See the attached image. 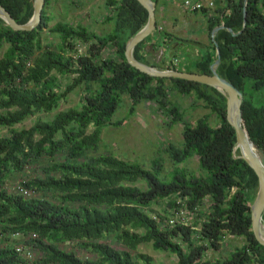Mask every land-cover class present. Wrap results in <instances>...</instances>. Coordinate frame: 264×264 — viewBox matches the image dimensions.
Instances as JSON below:
<instances>
[{
	"label": "trees",
	"instance_id": "trees-1",
	"mask_svg": "<svg viewBox=\"0 0 264 264\" xmlns=\"http://www.w3.org/2000/svg\"><path fill=\"white\" fill-rule=\"evenodd\" d=\"M154 1L157 11L162 0ZM49 3L45 0L41 21L32 30H14L0 18V49L6 44L0 56V131L6 129L0 133V264H158L139 251L143 243L175 254L177 264H264V245L253 235L250 219L258 180L244 159L234 157L239 152H233L235 132L226 120L225 96L212 86L151 76L128 63L126 42L148 18L137 0H105L107 30L101 33L82 23L50 25ZM0 4L21 24L33 14V0ZM198 12L205 18L206 40L199 39L204 46L194 59L184 60L186 52L178 56L177 35L159 28L158 20L133 56L146 62L161 48L178 62L163 66L166 57H161L162 66H153L211 74L215 41L217 72L242 92V126L264 149V0H225L214 10ZM220 24L225 28L212 40ZM46 31L58 36L56 48L43 45ZM78 87L81 103L58 109ZM173 93L203 101L218 124L211 125L206 115L188 122L173 103ZM124 95L129 115L138 104L154 102L171 122L183 124L180 145L166 148L171 170L163 171L160 156L153 159L152 171L111 152L93 153L102 128L119 123L111 118ZM54 110L50 119L37 117L29 127L16 126ZM191 157L199 173L178 165ZM29 165H37L40 174L20 181L18 190L30 194L9 191L10 174ZM158 202L165 205L163 213L151 208ZM179 210L184 214L171 223ZM17 234L23 240L15 244ZM227 235L242 237L244 243L226 256L207 257L208 250L223 247ZM68 242L73 249L62 246ZM18 244L31 247L32 257L17 251Z\"/></svg>",
	"mask_w": 264,
	"mask_h": 264
},
{
	"label": "rangeland",
	"instance_id": "rangeland-1",
	"mask_svg": "<svg viewBox=\"0 0 264 264\" xmlns=\"http://www.w3.org/2000/svg\"><path fill=\"white\" fill-rule=\"evenodd\" d=\"M165 3L166 4H160V7H158L156 11V13L160 12L158 13V17L159 14L163 15L162 18L158 19L159 28L163 30H172L177 37L179 35L183 37H192L194 40L204 44V42L199 40L204 37L203 22L205 18L200 15L201 12L194 13L192 11H184V9L180 7L179 0H167ZM168 3H172L176 9ZM46 10L52 16V20L49 23L50 25L56 21H66L73 25L82 23L88 27V29L98 33L107 30V25L102 22L103 16L107 12L105 0H50V3L46 5ZM171 12H173V14ZM173 16L175 17L174 19ZM42 37L43 45L47 44L53 48L57 47L59 38L56 34H50L46 31L43 33ZM183 37L180 38L186 39ZM204 38L206 40V36ZM174 44H176L175 41ZM178 44V56L182 58L184 52H186L189 56H184V60L186 61L194 59L195 56L198 55V51L203 48L187 43ZM5 47L6 44L0 49V56ZM162 50L163 49H158L156 52H153V65H161V57H166V64H163V66L170 64L173 60L170 51L165 50L163 53ZM173 61L178 62V58ZM177 65L179 64L177 63ZM65 81H67V78L62 79V82ZM82 91V87H78L71 91L67 99L60 103L58 109L79 105L81 103ZM171 99L188 122L194 124L198 118L206 115L211 125L218 124L216 115L213 114L209 108L204 106L203 101L196 100L193 95L182 96L173 93ZM129 104L130 101L128 97L124 95L122 97V102L111 118L112 122L119 123L117 125L111 123L102 128L99 146L93 153L100 154L111 152L120 158L136 161L152 171L154 170L152 166L153 159L160 156L163 162V171L167 172L171 170L174 164L166 152V148L170 144L176 146L180 145L182 141L183 124L181 122H171V116L165 115L161 109L157 108V104L154 102H142L138 104L134 112L130 115L128 114ZM56 111L57 110L49 113H37L16 126L29 127L37 117L41 119H50ZM91 129L92 127L88 128V131ZM5 132L6 129L0 131V133ZM178 165L185 166L199 173L198 161L195 157H191ZM35 174H40L37 165L25 166L21 172L10 174L6 182L7 189L9 191H17L20 181ZM151 208L154 213H163L165 205L162 204V202H158L152 204ZM22 240V237L18 236V234L12 236V241L15 244ZM223 242V247L220 250L215 252L208 250L207 257L213 256L219 258L226 256L231 250L240 247L244 243V239L242 237L227 235ZM73 245L74 243L72 242L62 244L65 249H73ZM75 250L79 255H86L84 254L85 252L77 248ZM139 251L149 254L158 264H177V257L175 254L167 251L155 250L149 243L140 244Z\"/></svg>",
	"mask_w": 264,
	"mask_h": 264
},
{
	"label": "water",
	"instance_id": "water-1",
	"mask_svg": "<svg viewBox=\"0 0 264 264\" xmlns=\"http://www.w3.org/2000/svg\"><path fill=\"white\" fill-rule=\"evenodd\" d=\"M148 12V18L145 25L131 36L125 45V57L128 63L142 72L156 77H176L189 81L203 83L216 88L226 99V120L234 128L235 144L233 152L238 150L236 158L244 159L253 169L257 176L258 186L256 195L250 205L251 229L257 241L264 245V221L262 213L264 211V149L252 141L244 131L242 126L241 104L243 101L242 92L229 80L221 77L217 72V66L220 63L219 48L214 41L217 57L210 65L211 74L182 71L178 69H159L153 66V56L147 55L146 62H141L133 56L134 47L145 37L151 34L156 28V2L154 0H137ZM45 0H33V14L25 23H18L13 16L0 4V18L4 23L14 30H32L41 21V12ZM246 23V12H243V27ZM225 28L224 24L215 26L211 32V38L214 39L215 33ZM232 34H235L231 28H227ZM175 43H187L203 47L204 44L197 40L186 38H177Z\"/></svg>",
	"mask_w": 264,
	"mask_h": 264
},
{
	"label": "built area",
	"instance_id": "built-area-1",
	"mask_svg": "<svg viewBox=\"0 0 264 264\" xmlns=\"http://www.w3.org/2000/svg\"><path fill=\"white\" fill-rule=\"evenodd\" d=\"M221 2H225V0H180L181 6L187 10V11H211L214 10L218 3L221 4ZM81 49V48H80ZM79 49V50H80ZM20 191L23 194H30L29 190L26 188H20ZM184 214V210H179L176 212L175 216L171 217V223H174L178 217L182 216ZM182 221L184 220L183 217H181ZM186 223V222H184ZM17 251L24 253L27 257H32L33 251L31 247L29 246H23V244H18L16 247Z\"/></svg>",
	"mask_w": 264,
	"mask_h": 264
},
{
	"label": "crops",
	"instance_id": "crops-1",
	"mask_svg": "<svg viewBox=\"0 0 264 264\" xmlns=\"http://www.w3.org/2000/svg\"><path fill=\"white\" fill-rule=\"evenodd\" d=\"M167 0H162L161 2H162V4H166L165 2H166ZM179 3H180V0H179ZM168 4H170V5H172L173 7H174V9H176V7L172 4V3H168ZM160 7V6H159ZM180 7L181 8H183L182 6H181V4H180ZM163 8V7H162ZM184 9V8H183ZM184 11H186V12H188L187 10H185L184 9ZM173 12H174V10H173ZM173 12H171L172 14H173ZM158 13H160V12H158ZM158 13H156V20H158L159 18H162L163 17V15H161V14H159V17H158ZM161 13H162V10H161ZM177 13H178V11H177ZM179 14V13H178ZM175 17L173 16V19H174ZM168 31H171V32H173L172 30H168ZM180 37H183L182 35H179L177 38H180ZM183 38H192V37H188V36H186V37H183ZM193 39V38H192ZM177 44V43H176ZM146 49L148 50L149 49V46H148V44L146 45ZM161 49V48H160ZM149 55H151V54H149Z\"/></svg>",
	"mask_w": 264,
	"mask_h": 264
}]
</instances>
